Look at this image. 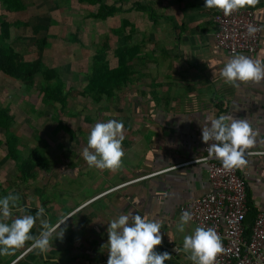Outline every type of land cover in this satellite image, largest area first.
I'll list each match as a JSON object with an SVG mask.
<instances>
[{
    "label": "crops",
    "instance_id": "0c3cea01",
    "mask_svg": "<svg viewBox=\"0 0 264 264\" xmlns=\"http://www.w3.org/2000/svg\"><path fill=\"white\" fill-rule=\"evenodd\" d=\"M203 1L193 2L189 11L182 10L180 22L174 25L173 51L167 55L162 85L150 82V93L119 104L120 110L125 109L119 113L125 115L119 119L124 125L121 166L114 171L88 164L87 168H50L37 182L28 183L38 193L33 199L28 194L21 203L23 215L35 216L39 207L45 210L31 234L39 237L41 219L55 231L46 252L34 249L31 240L1 264H32L27 260L30 256L33 264H107L109 222L129 214L161 224L162 243L155 251L170 253L165 264H193L190 253L183 251V239L196 226L189 221L180 232L177 208L209 189L203 164L183 163L201 153L202 128L211 126L210 118L221 115L247 120L257 133L249 149L264 150V79L259 83L237 81L239 87L225 82L220 71L236 55L214 46ZM248 7L260 21L262 32L255 53L238 55L264 64V0ZM109 120L111 116L103 118V122ZM244 159L246 164L238 170L249 204L245 216L249 224L257 210H264V154ZM67 215L72 217L57 227Z\"/></svg>",
    "mask_w": 264,
    "mask_h": 264
},
{
    "label": "rangeland",
    "instance_id": "374dc122",
    "mask_svg": "<svg viewBox=\"0 0 264 264\" xmlns=\"http://www.w3.org/2000/svg\"><path fill=\"white\" fill-rule=\"evenodd\" d=\"M195 1L0 0V198L19 196L7 223L42 173L87 168L95 123L162 85L174 25Z\"/></svg>",
    "mask_w": 264,
    "mask_h": 264
},
{
    "label": "clouds",
    "instance_id": "9594fccd",
    "mask_svg": "<svg viewBox=\"0 0 264 264\" xmlns=\"http://www.w3.org/2000/svg\"><path fill=\"white\" fill-rule=\"evenodd\" d=\"M259 0H205V8L222 10L225 16L247 6H255ZM259 29L249 25L248 34L254 35ZM220 75L226 83L239 87L237 81L259 83L264 79V64L244 55H236L228 60L221 69ZM230 121V122H229ZM210 127L202 128V140L217 143L208 149L209 155H215L225 169L239 168L246 164L244 152L256 143V132L247 120L231 119L221 115L217 119L210 118ZM123 122L109 120L95 123L87 136V147L81 153L89 167L117 170L122 163ZM19 196L8 194L0 198V255L11 254L15 249L24 246L26 241H34L32 247L46 252L50 246V238L55 228L48 221L41 219L42 231L39 237L31 234L37 219L44 214L39 207L35 216L25 214L7 223L11 217V209L17 207ZM23 211V209H20ZM72 215L63 217L57 227L65 223ZM192 219L189 211L180 216L178 230L184 231L185 225ZM161 224L142 218L140 215H120L109 222L107 228L108 260L107 264H165L171 258L167 251L158 253L155 247L162 243ZM63 232L57 236L62 237ZM183 251L190 253L193 264H214L218 253L224 251L220 237L211 228L196 227L191 235L183 239Z\"/></svg>",
    "mask_w": 264,
    "mask_h": 264
},
{
    "label": "built area",
    "instance_id": "2783aa9c",
    "mask_svg": "<svg viewBox=\"0 0 264 264\" xmlns=\"http://www.w3.org/2000/svg\"><path fill=\"white\" fill-rule=\"evenodd\" d=\"M211 23L212 42L217 48L230 55L253 54L258 49L262 25L250 7L228 16L218 9L212 14ZM249 25L259 30L249 35ZM214 143L217 141L203 142L201 153L183 162L203 164L209 189L180 204L177 213L181 216L183 211H189L190 222L196 227H211L217 232L224 251L217 254L214 264H264V210H257L251 222L245 223L249 204L242 176L238 168L225 169L215 155H209L208 149ZM259 154H264V150L246 149L244 158Z\"/></svg>",
    "mask_w": 264,
    "mask_h": 264
},
{
    "label": "trees",
    "instance_id": "16d2710c",
    "mask_svg": "<svg viewBox=\"0 0 264 264\" xmlns=\"http://www.w3.org/2000/svg\"><path fill=\"white\" fill-rule=\"evenodd\" d=\"M93 1H99V0H93ZM134 7H136L137 8V6H134ZM106 9H108V10H110L111 9V7L110 8H106ZM30 208V210H34L35 208H33V207H29Z\"/></svg>",
    "mask_w": 264,
    "mask_h": 264
}]
</instances>
